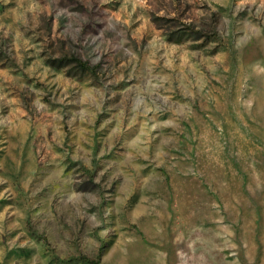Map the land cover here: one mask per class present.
Instances as JSON below:
<instances>
[{
  "label": "rangeland",
  "instance_id": "rangeland-1",
  "mask_svg": "<svg viewBox=\"0 0 264 264\" xmlns=\"http://www.w3.org/2000/svg\"><path fill=\"white\" fill-rule=\"evenodd\" d=\"M264 264V0H0V264Z\"/></svg>",
  "mask_w": 264,
  "mask_h": 264
},
{
  "label": "trees",
  "instance_id": "trees-1",
  "mask_svg": "<svg viewBox=\"0 0 264 264\" xmlns=\"http://www.w3.org/2000/svg\"><path fill=\"white\" fill-rule=\"evenodd\" d=\"M102 251L99 252L98 256L95 259L90 260L93 264H102L101 261Z\"/></svg>",
  "mask_w": 264,
  "mask_h": 264
}]
</instances>
